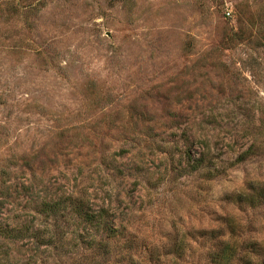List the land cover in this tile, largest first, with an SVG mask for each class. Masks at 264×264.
Listing matches in <instances>:
<instances>
[{
  "label": "rangeland",
  "instance_id": "obj_1",
  "mask_svg": "<svg viewBox=\"0 0 264 264\" xmlns=\"http://www.w3.org/2000/svg\"><path fill=\"white\" fill-rule=\"evenodd\" d=\"M254 185L264 0H0V230H22L0 264H208L231 232L264 249V206L237 199ZM72 205L103 211L110 245Z\"/></svg>",
  "mask_w": 264,
  "mask_h": 264
},
{
  "label": "trees",
  "instance_id": "obj_2",
  "mask_svg": "<svg viewBox=\"0 0 264 264\" xmlns=\"http://www.w3.org/2000/svg\"><path fill=\"white\" fill-rule=\"evenodd\" d=\"M244 156V155H243ZM243 156H239L237 159L238 161H242ZM189 161L192 159L190 158V156L188 157ZM204 156L199 157V159L193 160V164L191 165V170L192 171H197L198 169H200L201 167L204 168H210L211 167V161H206L207 163H204ZM207 166V167H205ZM210 171V169H209ZM250 190L252 191V193H254L252 196L250 197H246L245 193H240V195L238 194L237 199L238 202L241 203H246L248 204L249 208L252 209H256L260 206H264V187H261L259 185H254L252 188H250ZM82 204H78L77 206H81ZM74 210H78L82 211V208H78L76 205H72ZM72 208V210H73ZM64 211L65 212V208L62 207V203L58 202V201H54V202H44L41 205V212L45 215V218L48 219L50 218L51 221L54 220V217L56 216H60V217H64V219H68L71 215L70 212H67L66 214H62L61 212ZM103 211L101 210L98 214H94L92 212H87L84 211L83 212V219L85 220V222L87 224H90L92 226L95 227H101V230L104 231H108L109 235H106V239H101L99 240V242L97 243V245L101 246H108L110 245V241H113L115 236L112 233H116V229H111V227L109 225H106L107 223L104 221L102 214ZM70 215V216H69ZM56 221V220H55ZM109 226V227H108ZM51 232L58 230L57 228H59V225L56 224V222L54 224L51 223ZM43 228L45 229L44 231L38 229V228H34V226H30L27 227V229L24 231L25 234H29V238H31L33 240V242L35 241L36 244L38 243V241H42L45 234L48 233L47 228L48 225L46 227V225L43 226ZM50 232V233H51ZM56 233V232H55ZM212 233V232H211ZM232 233H229L228 238L224 239L223 237H221L217 242L216 245L213 247V250L211 252L208 253V264H264V249L262 248H257V243L255 242H251V243H247L246 245L240 243L237 240L232 239ZM22 234V230L21 229H1L0 230V236L3 239H6L8 241H14L20 238ZM54 235L53 233H51L48 236V239L45 242H49V243H45L46 247H51L56 249L57 245H56V241L57 242H61L62 241V237H58L55 242H54ZM56 236V235H55ZM88 236V235H87ZM76 243L80 242L81 239L78 236L77 238H75ZM83 242V241H81ZM76 243H74L75 246H79ZM89 245V243H87ZM1 249H3L1 247ZM126 251L125 252H129V249H131V246H126ZM258 256V255H262V257L260 259H256L254 260V256ZM179 257V256H176ZM125 259V263L124 264H141V261L139 259V257H134L132 256V254H128V256H124ZM160 259L159 256H157V258L155 257L154 261L152 259V255H149L148 258L145 259L144 262H146V264H151L152 262L156 263L159 262L158 260ZM5 261L6 263H10L11 259H10V253L4 249L3 251H0V261ZM118 264H123V257L119 258V260L117 261ZM116 260L113 258V262L111 264H117ZM27 264H35L33 262L31 263H27Z\"/></svg>",
  "mask_w": 264,
  "mask_h": 264
},
{
  "label": "built area",
  "instance_id": "obj_3",
  "mask_svg": "<svg viewBox=\"0 0 264 264\" xmlns=\"http://www.w3.org/2000/svg\"><path fill=\"white\" fill-rule=\"evenodd\" d=\"M226 14H227V16H230V11H228Z\"/></svg>",
  "mask_w": 264,
  "mask_h": 264
}]
</instances>
